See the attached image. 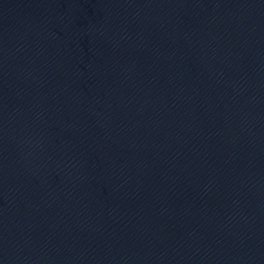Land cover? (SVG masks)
Wrapping results in <instances>:
<instances>
[{
	"label": "water",
	"instance_id": "1",
	"mask_svg": "<svg viewBox=\"0 0 264 264\" xmlns=\"http://www.w3.org/2000/svg\"><path fill=\"white\" fill-rule=\"evenodd\" d=\"M0 264H264V0H0Z\"/></svg>",
	"mask_w": 264,
	"mask_h": 264
}]
</instances>
